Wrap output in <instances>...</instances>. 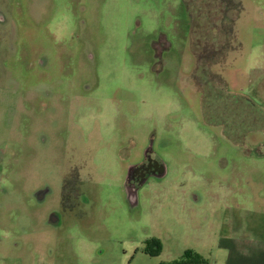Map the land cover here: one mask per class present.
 Masks as SVG:
<instances>
[{"label":"rangeland","instance_id":"obj_1","mask_svg":"<svg viewBox=\"0 0 264 264\" xmlns=\"http://www.w3.org/2000/svg\"><path fill=\"white\" fill-rule=\"evenodd\" d=\"M184 263L264 264V0H0V264Z\"/></svg>","mask_w":264,"mask_h":264},{"label":"flooded vegetation","instance_id":"obj_2","mask_svg":"<svg viewBox=\"0 0 264 264\" xmlns=\"http://www.w3.org/2000/svg\"><path fill=\"white\" fill-rule=\"evenodd\" d=\"M161 172V165L146 156L145 160L129 168L127 172V182L138 184L144 180L146 175H155Z\"/></svg>","mask_w":264,"mask_h":264},{"label":"trees","instance_id":"obj_3","mask_svg":"<svg viewBox=\"0 0 264 264\" xmlns=\"http://www.w3.org/2000/svg\"><path fill=\"white\" fill-rule=\"evenodd\" d=\"M184 264H189V263H184ZM193 264H197V263H193Z\"/></svg>","mask_w":264,"mask_h":264},{"label":"water","instance_id":"obj_4","mask_svg":"<svg viewBox=\"0 0 264 264\" xmlns=\"http://www.w3.org/2000/svg\"><path fill=\"white\" fill-rule=\"evenodd\" d=\"M161 173H162V172H161ZM161 173H160V174H161Z\"/></svg>","mask_w":264,"mask_h":264}]
</instances>
